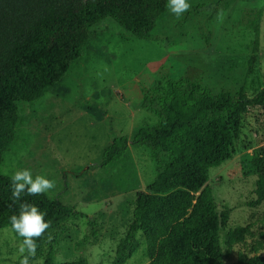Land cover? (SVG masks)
<instances>
[{
	"label": "rangeland",
	"instance_id": "1",
	"mask_svg": "<svg viewBox=\"0 0 264 264\" xmlns=\"http://www.w3.org/2000/svg\"><path fill=\"white\" fill-rule=\"evenodd\" d=\"M179 18L168 9L151 40L132 37L111 18L81 32L82 58L41 99L20 104L15 139L1 157L0 171L11 176L29 169L56 187L47 196L84 214L62 224L54 241L56 262L149 264L144 238L123 262L118 245L132 223L137 191L150 184L158 163L145 146L129 144L124 158L98 164L115 136L131 140L157 116L141 108L145 90L167 78H184L237 97L264 87V0H187ZM232 158L210 168L208 185L217 212L228 217L220 230L224 264H243L254 249L263 253L264 192L257 191L264 162V107L242 115ZM22 243L14 231H0V264H20ZM46 243L29 264H40ZM57 257H60L58 260Z\"/></svg>",
	"mask_w": 264,
	"mask_h": 264
},
{
	"label": "trees",
	"instance_id": "2",
	"mask_svg": "<svg viewBox=\"0 0 264 264\" xmlns=\"http://www.w3.org/2000/svg\"><path fill=\"white\" fill-rule=\"evenodd\" d=\"M166 5L167 0H0V160L15 139L20 104L41 99L82 58V31L111 18L132 37L151 40ZM252 106L264 107V87L252 96L232 97L184 78H167L144 91L141 108L157 116V123L140 128L131 140L113 137L98 164L121 161L129 144L147 147L158 163L154 180L135 195L133 220L116 252L119 262L137 250L141 234L149 264H224L220 230L228 217L217 212L209 171L232 158L234 135ZM255 159L256 166L264 162ZM10 177L0 171V231L12 229L10 217L18 215L21 203L10 199ZM257 191L264 192L262 174ZM21 200L46 213L50 224L36 240V251L64 222L85 217L47 194ZM48 244L40 264H88L56 262L55 242ZM260 246L263 253L254 249L243 264H264Z\"/></svg>",
	"mask_w": 264,
	"mask_h": 264
},
{
	"label": "clouds",
	"instance_id": "3",
	"mask_svg": "<svg viewBox=\"0 0 264 264\" xmlns=\"http://www.w3.org/2000/svg\"><path fill=\"white\" fill-rule=\"evenodd\" d=\"M168 10L179 18L190 9L187 0H167ZM7 175V173H5ZM56 187L55 181L43 175L33 177L32 172L27 169H19L10 177V190L12 203L21 201L18 215L10 217L12 229L23 238L18 247L21 256L20 264H29L30 258L36 255L38 247L36 240L44 235L50 224L44 220L46 213L41 212L38 207L28 201H22V195L37 196L47 194ZM51 239V236L48 237ZM59 260L60 257H57Z\"/></svg>",
	"mask_w": 264,
	"mask_h": 264
}]
</instances>
